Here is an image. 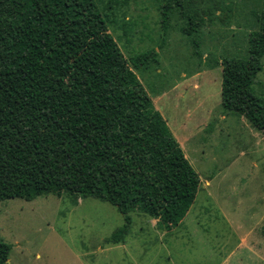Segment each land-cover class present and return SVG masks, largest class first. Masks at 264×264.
<instances>
[{
	"label": "trees",
	"instance_id": "1",
	"mask_svg": "<svg viewBox=\"0 0 264 264\" xmlns=\"http://www.w3.org/2000/svg\"><path fill=\"white\" fill-rule=\"evenodd\" d=\"M175 10L199 54L201 22L185 0H164L165 34ZM247 55L220 64L222 108L264 136V97L252 84L264 56V0L254 10ZM97 0H0V201L52 194L113 205L170 231L184 218L200 179L132 68L157 63L154 48L126 59ZM264 234V227L262 229ZM10 244L0 239V264Z\"/></svg>",
	"mask_w": 264,
	"mask_h": 264
},
{
	"label": "rangeland",
	"instance_id": "2",
	"mask_svg": "<svg viewBox=\"0 0 264 264\" xmlns=\"http://www.w3.org/2000/svg\"><path fill=\"white\" fill-rule=\"evenodd\" d=\"M163 1L97 5L126 59L149 48L158 53L157 63L132 70L200 179L182 222L163 235L146 215L132 212L124 241L108 243L123 222L110 203L52 194L4 199L5 264H264V136L224 110L220 98V62L247 55L263 0H185L201 22L198 55L175 10L163 34ZM261 63L252 88L264 97V56Z\"/></svg>",
	"mask_w": 264,
	"mask_h": 264
},
{
	"label": "crops",
	"instance_id": "3",
	"mask_svg": "<svg viewBox=\"0 0 264 264\" xmlns=\"http://www.w3.org/2000/svg\"><path fill=\"white\" fill-rule=\"evenodd\" d=\"M147 219H148V221L150 222L151 225L155 226V228L158 227V229H160V231H163V232H162V233H164L163 235L169 233V232L172 230V229H171L170 231H166L165 229L160 228V227L157 225V219H156V218H150V217H147ZM173 229H174V228H173Z\"/></svg>",
	"mask_w": 264,
	"mask_h": 264
}]
</instances>
